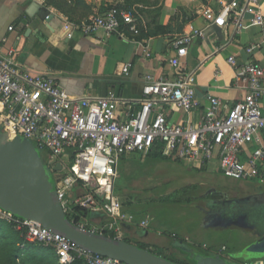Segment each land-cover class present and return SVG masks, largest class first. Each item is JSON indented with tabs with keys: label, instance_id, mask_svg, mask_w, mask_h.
I'll list each match as a JSON object with an SVG mask.
<instances>
[{
	"label": "built area",
	"instance_id": "2783aa9c",
	"mask_svg": "<svg viewBox=\"0 0 264 264\" xmlns=\"http://www.w3.org/2000/svg\"><path fill=\"white\" fill-rule=\"evenodd\" d=\"M215 3V9L202 13L208 25L230 24L240 31L246 16L253 25L264 23L261 0ZM61 23V32L68 40L76 33L84 37L102 33L137 43L136 37L144 27L137 9H124L119 4L78 23L65 19ZM200 34L193 31L175 37L171 43L174 55L167 61L171 74L157 79L146 76L141 97L130 102L113 92L102 97H70L53 79L33 74L18 64L13 49L0 53V130L8 139H27L39 153H45L43 163L52 179L57 173L53 185L65 215L78 207L107 219L95 228L78 225L82 229L112 233L118 240L125 237L121 223L147 230V222L135 223L130 213L121 210L114 195L117 167L123 157L143 159L158 154L188 166L216 163L224 177L240 182L253 180L264 187V67L248 61L237 69L236 80L246 83L247 88L241 100L227 103L208 95L200 107L194 74L184 72L180 61L187 54V45ZM254 49L250 46L245 52L251 54ZM227 62L235 65L233 57ZM129 67L124 66L122 72L126 74ZM130 103L138 104V109L120 121L119 107L129 109ZM165 106L187 114V121L169 123L161 112ZM194 114L199 116L193 122ZM57 164L61 169L55 172ZM74 188L81 194L75 195ZM0 220L12 223L25 243L50 247L57 264H73L76 260L84 264H126L86 252L37 222L1 210ZM225 250L221 247L214 254L226 259Z\"/></svg>",
	"mask_w": 264,
	"mask_h": 264
},
{
	"label": "crops",
	"instance_id": "0c3cea01",
	"mask_svg": "<svg viewBox=\"0 0 264 264\" xmlns=\"http://www.w3.org/2000/svg\"><path fill=\"white\" fill-rule=\"evenodd\" d=\"M261 2L264 13V0ZM91 3L94 14L101 12L99 0ZM209 8H216L215 0H165L157 18L150 23L141 15L144 34L136 39L137 43H131L116 35L105 37L102 33L88 37L76 33L68 40L61 32L60 14L47 9L43 0H0V53L13 49L18 64L33 74L53 79L70 97H102L113 92L130 102L141 97L146 76L157 79L171 74L167 61L174 55L172 40L193 31H201L187 45V54L180 59L181 67L184 72L194 74L195 93L200 107L208 95L234 103L247 93L246 83L235 78L237 69L248 61L264 67V23L253 25L246 16L240 31L230 24L226 27L208 25L202 13ZM47 15L50 16L48 22L44 20ZM250 46H255V49L247 54L245 51ZM229 57L234 58L235 65L227 62ZM126 65L130 67L124 74L122 69ZM128 107H119L117 115L120 121L126 120L127 113L137 110L139 106L130 103ZM161 112L169 123L182 124L188 119L187 114L174 107H162ZM198 116L192 115L191 120L196 121ZM127 158L123 157L119 161L117 178L120 168H124L122 162ZM208 166L189 167L204 171ZM73 192L75 195L81 194L78 188H74ZM114 195L119 201L115 190ZM121 210L126 212V208L121 207ZM90 214L86 227L95 228L107 221L102 214L95 213L91 218ZM142 221L147 222L146 235L137 236L135 230L139 229L133 227L131 231L122 229L124 236L145 244L157 253L168 251L181 256L184 251L172 245L174 240H184L197 251L199 248L211 255L221 247L227 251L225 244L207 246L199 244L188 233L179 235L152 228L145 216L139 217L135 223ZM201 225L203 230L210 229L205 225V217H202ZM225 252L223 255L228 259ZM252 259L264 264L263 260Z\"/></svg>",
	"mask_w": 264,
	"mask_h": 264
},
{
	"label": "rangeland",
	"instance_id": "374dc122",
	"mask_svg": "<svg viewBox=\"0 0 264 264\" xmlns=\"http://www.w3.org/2000/svg\"><path fill=\"white\" fill-rule=\"evenodd\" d=\"M91 1L96 0H43V4L47 9L60 14L63 20L78 23L94 15ZM99 1L101 11L115 4L135 8L148 23L157 18L160 7L165 2ZM40 154L44 162L45 153ZM122 163L124 168L119 170L114 190L119 197L120 207L135 214L134 222L144 215L152 228L179 235L188 233L194 236L199 244L207 246L219 247L225 244L228 258L226 262L229 264H242L246 261L258 263L251 255H239V250L253 239L248 233L237 228L222 229L219 225H211L209 230L201 228V219L207 211L206 201L212 198L230 200L235 196V185L240 182L224 177L218 171L216 163H209L208 169L204 171H197L174 160L153 155L143 159L129 156ZM56 174L53 175L54 181L57 179ZM247 182L257 185L253 180ZM69 207L72 208L71 205ZM259 216L260 228L263 230L264 210L260 211ZM217 230L221 232L217 233ZM0 264H56V260L52 250L36 243H24L22 237L16 234L8 223L1 221Z\"/></svg>",
	"mask_w": 264,
	"mask_h": 264
},
{
	"label": "water",
	"instance_id": "95a60500",
	"mask_svg": "<svg viewBox=\"0 0 264 264\" xmlns=\"http://www.w3.org/2000/svg\"><path fill=\"white\" fill-rule=\"evenodd\" d=\"M45 20L49 21L48 19ZM57 164L53 171L58 172ZM264 203V192L253 196ZM0 210L22 220L37 222L44 228L64 236L72 244L93 255L118 260L126 264H176L156 253L123 240L94 233L70 222L59 204L51 172L41 160L39 150L30 141L15 137L8 139L0 130ZM95 213L90 214V218ZM103 215V214H102ZM126 231L133 226L121 223ZM139 237L146 230H135ZM172 245L182 251L196 253L197 249L184 240H174ZM251 255L264 261V244L243 248L239 255ZM196 264H229L216 255L200 256Z\"/></svg>",
	"mask_w": 264,
	"mask_h": 264
},
{
	"label": "flooded vegetation",
	"instance_id": "af4514ba",
	"mask_svg": "<svg viewBox=\"0 0 264 264\" xmlns=\"http://www.w3.org/2000/svg\"><path fill=\"white\" fill-rule=\"evenodd\" d=\"M235 196L230 200L208 199L205 203V225H219L222 229L237 228L252 236L251 243L244 247L264 244V229L260 228V211L264 203L254 200L253 196L264 192V187L249 182L235 185ZM203 210V208H201ZM237 264V263H235Z\"/></svg>",
	"mask_w": 264,
	"mask_h": 264
},
{
	"label": "trees",
	"instance_id": "16d2710c",
	"mask_svg": "<svg viewBox=\"0 0 264 264\" xmlns=\"http://www.w3.org/2000/svg\"><path fill=\"white\" fill-rule=\"evenodd\" d=\"M120 6H122V8H124V9H131V7H128V6H125V5H120ZM143 34L144 33H142V30H141L140 34L136 37V39H140ZM155 155L160 157V155H158V154H155ZM40 156H41V154H40ZM42 158H41V160L43 161ZM130 214L132 216H135V214L132 213V212ZM66 217H67V219L70 222H72V223H74L76 225H83L87 229V227L85 225V223H87V220L89 219V212L87 210L81 209V208H78V207H73L71 209V212L69 214H66ZM1 221H4V220H0V222ZM4 222H6V221H4ZM6 223H8L10 225V227H12V229L14 230L12 223H9V222H6ZM15 232H16V234L20 235L19 232H17V231H15ZM103 234L107 235V236H109L111 238L114 237L112 233L105 232ZM122 240L125 241V242H128L130 244L136 245V246H138L140 248L147 249V250L151 251L152 253H156V254L160 255L161 257L166 258L167 260H170V261H172V262H174L176 264H196L195 260H196L197 257L208 256L209 255L208 252L203 251L202 249H199V248H198V251L196 253L184 251V252H182L180 254L181 256H176V255H174V254H172V253H170L168 251H165V252H162V253H157L156 251L150 250L145 244H142V243H139V242H134L131 238H128V237L124 238L123 237ZM29 244H31V243H29ZM47 248L52 250L50 247H47ZM55 260H56V258H55ZM73 264H84V263L81 260H76Z\"/></svg>",
	"mask_w": 264,
	"mask_h": 264
}]
</instances>
